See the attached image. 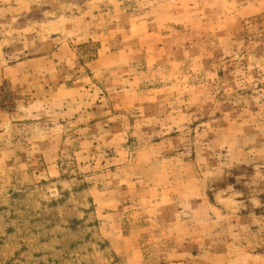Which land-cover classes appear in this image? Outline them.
I'll list each match as a JSON object with an SVG mask.
<instances>
[{"label": "rangeland", "instance_id": "rangeland-1", "mask_svg": "<svg viewBox=\"0 0 264 264\" xmlns=\"http://www.w3.org/2000/svg\"><path fill=\"white\" fill-rule=\"evenodd\" d=\"M0 264H264V0H0Z\"/></svg>", "mask_w": 264, "mask_h": 264}]
</instances>
